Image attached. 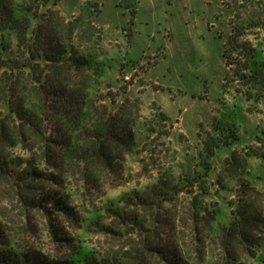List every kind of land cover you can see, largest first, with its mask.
Here are the masks:
<instances>
[{
    "label": "trees",
    "instance_id": "1",
    "mask_svg": "<svg viewBox=\"0 0 264 264\" xmlns=\"http://www.w3.org/2000/svg\"><path fill=\"white\" fill-rule=\"evenodd\" d=\"M59 1L0 0V264H156V259L192 264V252L199 260L195 264L205 255L222 264L254 258L264 248V190L253 180H240L229 221H217V204L207 199L208 163L180 175L166 170L155 182L124 192L116 203L75 210L67 186L96 193L121 184L125 155L141 131L127 101L115 108L106 101L109 92L99 90L102 74L91 72L93 53L81 44L82 27L94 29L92 17L100 8L95 3L91 11L82 8L67 18ZM246 2L252 7L248 28H264V0ZM245 29L236 26L224 42L223 79L227 83L232 73L248 101L262 100L264 55L241 39ZM74 38L84 50L74 46ZM167 119L159 111L154 124ZM154 124L144 122V132L153 133ZM207 154L211 157L213 150ZM250 154L264 159V148ZM223 165L228 177L247 174L246 157L236 149ZM254 178L264 180V171ZM8 202L20 209L21 233L5 223ZM24 210L41 213L59 239L57 251L24 245ZM85 223L94 224L110 247L85 250L82 235L68 230Z\"/></svg>",
    "mask_w": 264,
    "mask_h": 264
},
{
    "label": "rangeland",
    "instance_id": "2",
    "mask_svg": "<svg viewBox=\"0 0 264 264\" xmlns=\"http://www.w3.org/2000/svg\"><path fill=\"white\" fill-rule=\"evenodd\" d=\"M95 3L100 10L92 17L94 29L82 27L81 44L93 53L92 74H102L100 92H109L106 101L111 107L127 101L138 116L141 134L133 151L125 155L121 184L106 185L96 193L74 183L67 186L75 210L99 207L107 200L116 203L124 192L155 182L166 170L180 175L201 171L208 163L206 180L211 189L207 199L217 204V221L227 223L234 207L230 204L235 200L233 190L240 180H253L257 189L264 190V180L254 178L262 175L264 159L246 155L264 148V99L248 101L239 92L244 86L232 73L227 83L223 79L224 42L236 26L244 25L246 33L241 39L250 40L264 55V28L247 25L251 4L246 0H60L57 7L71 18L82 8L91 11ZM72 42L84 50L77 38ZM159 111L168 119L156 126ZM144 122L154 124L155 131L144 132ZM235 136L238 140L221 147V142ZM232 149L246 157L247 174L228 177L231 172L223 160ZM209 150L214 153L211 157ZM7 208L11 212L5 223L21 233L19 207L8 202ZM68 230L71 235H82L85 250L110 247L95 232L94 224ZM23 236L27 246L50 252L60 246L39 212L26 214L24 210ZM260 242L264 247V240ZM190 258L192 264L199 262L195 252ZM156 264L161 263L156 259ZM200 264L222 261L205 255ZM234 264H264V248L254 258Z\"/></svg>",
    "mask_w": 264,
    "mask_h": 264
},
{
    "label": "crops",
    "instance_id": "3",
    "mask_svg": "<svg viewBox=\"0 0 264 264\" xmlns=\"http://www.w3.org/2000/svg\"><path fill=\"white\" fill-rule=\"evenodd\" d=\"M72 14H74V13H72Z\"/></svg>",
    "mask_w": 264,
    "mask_h": 264
}]
</instances>
